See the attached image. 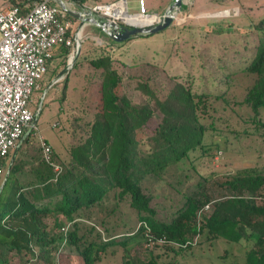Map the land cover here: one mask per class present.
<instances>
[{"label":"trees","instance_id":"16d2710c","mask_svg":"<svg viewBox=\"0 0 264 264\" xmlns=\"http://www.w3.org/2000/svg\"><path fill=\"white\" fill-rule=\"evenodd\" d=\"M35 4L15 7L27 13ZM227 25L216 34L228 32L234 23ZM247 27L246 34L256 33L257 44L251 51L234 53L237 60L214 63L219 77L213 90L196 88L190 73L171 76L173 86L163 99L145 80L135 84L140 102L119 95L124 78L111 56L102 51L87 57L82 49L71 68L86 66L85 86L77 113L70 116L66 150L43 141L50 147L46 158L42 145L31 140L34 129L25 131L7 176L12 151L2 160L0 187L6 180L0 189V264L9 255L55 264L62 241L83 264L101 263L118 247L122 264H178L177 258L207 241L238 245L251 238L254 243L239 264H264V203L257 201L264 199V167L229 175L218 184L229 195L219 201L212 202L205 193L211 176H200L183 191L178 206L168 195L169 207L160 199L166 171L171 166L179 170L194 153L212 158L223 132L237 139L255 135L264 142V18ZM102 34L113 45L129 42L117 44ZM59 47L62 59L55 74L65 69L70 53ZM61 76L65 100L68 74ZM40 84L37 90L42 91ZM193 162L186 167L199 175ZM206 204H213L212 212L198 223L197 214ZM49 218H54L52 227ZM141 242L153 245L146 249L148 257L131 258V245ZM156 248L163 256L153 252Z\"/></svg>","mask_w":264,"mask_h":264},{"label":"rangeland","instance_id":"374dc122","mask_svg":"<svg viewBox=\"0 0 264 264\" xmlns=\"http://www.w3.org/2000/svg\"><path fill=\"white\" fill-rule=\"evenodd\" d=\"M147 1L145 8L148 12V6L152 7L153 12H164L163 8L167 0ZM186 2L188 8L182 11L177 21H174L166 30L148 37H135L119 46L110 44V41L94 25L81 26L80 51L86 49L87 57L98 56L102 51L109 54L124 78L119 95H124L136 102L141 101V94L135 88L136 80L148 81L161 99L173 86L171 76L185 77L188 73L194 76L196 88L200 89L203 85H207L213 90L217 84L216 79L219 77L214 66L217 65V60L224 61L231 57L235 59L234 53L251 51L257 44L256 33L246 34L245 31L249 28L248 24L264 18V0H186ZM228 10H232L230 16H226ZM129 12L132 13V11ZM222 19L227 22H220ZM228 22L234 23V26L228 32L216 34L219 28H229ZM235 22L240 26L236 27ZM244 23L246 25H243ZM79 25H81L80 22L75 25L76 28H70V32L75 33ZM243 26L246 28H242ZM59 62V58L51 60L43 83L40 84L42 91L33 92L29 109L36 112L37 117L31 140L36 145H41L43 140L53 148H59L61 152H64L70 144V116L77 113L76 105H79L83 98L84 76L87 68L79 64L66 71L68 85L65 90L66 99L62 100L64 86L62 77L56 83H52L57 79L58 74L64 71V68H61L56 74L54 73ZM66 63L68 64V58ZM239 114L246 116L243 111H239ZM260 115L264 118V108L261 109ZM218 141L221 147L218 150L213 149L212 158L200 157L199 153H194L187 161L186 165L194 161L193 164L199 175H195L186 165L180 166L179 170L171 166L166 171L160 198L165 207L170 205L167 202V195L173 200V204L180 205L181 193L195 184L200 176L212 177L205 193L214 202L229 195L218 185L226 181L229 175L245 168L264 167V142L255 135L237 139L223 132ZM11 151L13 153L14 150ZM262 192L264 195V189ZM257 201L264 203L262 198ZM197 221L200 223L201 220ZM46 222L49 227H52L54 218H49ZM67 227H70V224ZM196 239L198 243L201 238L194 237V241ZM253 243V238L243 239L238 245L221 239L207 241L200 246L196 244L195 246L198 247L185 252L179 260L177 258V261H179L178 264H239L243 261L244 253L251 249ZM152 247V244H145V242L133 244L130 247V257L142 260L149 255L146 249L151 250ZM153 252L163 256L159 248ZM121 253L122 248L118 247L115 254L109 255L98 264H122ZM27 259L9 255L4 264H43L37 258ZM55 264H83V262L62 241L55 256Z\"/></svg>","mask_w":264,"mask_h":264},{"label":"built area","instance_id":"2783aa9c","mask_svg":"<svg viewBox=\"0 0 264 264\" xmlns=\"http://www.w3.org/2000/svg\"><path fill=\"white\" fill-rule=\"evenodd\" d=\"M51 1L60 3L61 0H41L27 13H21L18 7L0 9V175L4 173L2 160L25 137V131L28 134L35 129V115L29 104L47 72L53 49L64 46L70 50L68 65L71 69L81 43V27L71 33L69 15L58 6L50 5ZM183 3L188 6L186 0ZM137 9L136 13H130L127 0H115L76 13L82 18H88L89 13L99 15L128 28L140 27L135 21L149 22L144 27L153 26L162 16L149 13L144 0H137ZM41 145L48 158L50 147L43 140ZM211 212L212 205L206 204L199 210L197 219Z\"/></svg>","mask_w":264,"mask_h":264},{"label":"water","instance_id":"95a60500","mask_svg":"<svg viewBox=\"0 0 264 264\" xmlns=\"http://www.w3.org/2000/svg\"><path fill=\"white\" fill-rule=\"evenodd\" d=\"M59 2L61 3V1ZM186 8L187 6L183 3V0H172L169 7L162 14L160 20L155 25L150 26V27H131V28L118 25L116 23L111 22L109 19L105 17H101L99 15H95L92 13H89L88 18H82L79 15V13H73V14L68 13V14L80 20L81 24L89 23V24L94 25L114 43L121 44V43L130 41L135 37H140V36L148 37L151 35L161 33L162 31L169 28L173 24V22L176 21L178 15L182 11H184ZM231 13H232V10H228V14L226 16H230ZM80 46H81V43H79V47L75 55L74 61H76V59L78 58L80 54ZM68 69H69V65L67 64L66 68L64 69V71H62L60 76L64 74ZM39 111L40 109L37 111V115L39 114ZM21 143H22V140L18 143V145L15 147L12 153L10 162L8 164L6 176L9 172V169L12 165V162L17 154L18 148ZM5 180H6V177L0 189L2 188Z\"/></svg>","mask_w":264,"mask_h":264},{"label":"crops","instance_id":"0c3cea01","mask_svg":"<svg viewBox=\"0 0 264 264\" xmlns=\"http://www.w3.org/2000/svg\"><path fill=\"white\" fill-rule=\"evenodd\" d=\"M33 1H36V3H37V1H39V0H0V9L9 8V7H15V5L17 3H20V2H23V3H25V6H28ZM61 1H62L61 3H55L54 1H51L50 2V5H53V6L56 5V6H58L59 9L62 12L66 13V14H68V13L73 14L74 12L76 13L78 11H81L84 8L91 7V6L95 5V4L108 3V2L115 1V0H101L99 2H98V0H85V3H83V4L77 3L76 0H61ZM127 1H128L129 11H132V13H136L137 10H138L137 9V0H127ZM144 2H145V7H146L148 1L147 0H144ZM171 2H172V0H167L166 1L165 5H164V8H163V11L164 12L169 7V5H170ZM148 9H149V13H152V14L162 15L164 13V12H161V13L160 12H153L151 6H148ZM68 19H69V21H71V28L75 27V25H77V23L80 22V20H78L77 18H75L74 16H71V15L68 16ZM84 25H86V27H88L89 25H92V24L85 23V24H81L79 26L80 27L81 26L83 27ZM92 28L93 27H91V29ZM76 30H78V27H77ZM61 49H62L61 47H55L53 49V51H52V59L51 60H53L54 58H59L60 60L62 59ZM61 73L58 74L57 78L58 77H61L60 76Z\"/></svg>","mask_w":264,"mask_h":264},{"label":"bare ground","instance_id":"6f19581e","mask_svg":"<svg viewBox=\"0 0 264 264\" xmlns=\"http://www.w3.org/2000/svg\"><path fill=\"white\" fill-rule=\"evenodd\" d=\"M147 23H149V22H147V21H146V22H140V21H135V22H134V24H135L136 26H143V27H144L145 24H147Z\"/></svg>","mask_w":264,"mask_h":264}]
</instances>
